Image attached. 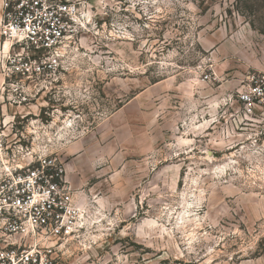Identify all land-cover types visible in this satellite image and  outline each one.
<instances>
[{"label": "clouds", "instance_id": "clouds-1", "mask_svg": "<svg viewBox=\"0 0 264 264\" xmlns=\"http://www.w3.org/2000/svg\"><path fill=\"white\" fill-rule=\"evenodd\" d=\"M0 264H264V0H0Z\"/></svg>", "mask_w": 264, "mask_h": 264}]
</instances>
